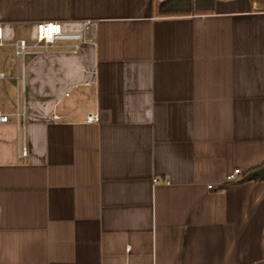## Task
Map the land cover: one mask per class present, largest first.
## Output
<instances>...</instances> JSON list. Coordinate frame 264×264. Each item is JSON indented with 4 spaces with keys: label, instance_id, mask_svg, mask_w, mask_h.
Listing matches in <instances>:
<instances>
[{
    "label": "crops",
    "instance_id": "crops-1",
    "mask_svg": "<svg viewBox=\"0 0 264 264\" xmlns=\"http://www.w3.org/2000/svg\"><path fill=\"white\" fill-rule=\"evenodd\" d=\"M83 19L78 53L14 54ZM0 24V264L264 260V0H0Z\"/></svg>",
    "mask_w": 264,
    "mask_h": 264
},
{
    "label": "built area",
    "instance_id": "built-area-1",
    "mask_svg": "<svg viewBox=\"0 0 264 264\" xmlns=\"http://www.w3.org/2000/svg\"><path fill=\"white\" fill-rule=\"evenodd\" d=\"M98 29V22L93 19H83L82 28L80 30H66L59 21H37L35 25V36L33 40L21 38L14 41V54L22 61L30 54L38 53H78L85 42H95ZM4 44L3 25L0 24V47ZM5 77L3 71L0 70V79ZM85 122H98L100 115L93 111L86 112ZM16 116L20 117V113L16 112ZM9 115L1 108L0 101V124L9 120ZM26 148L20 152V155H26ZM243 170L234 168L232 172L226 175L228 182H235L242 176ZM208 186H211L209 184ZM170 264V263H166Z\"/></svg>",
    "mask_w": 264,
    "mask_h": 264
},
{
    "label": "water",
    "instance_id": "water-1",
    "mask_svg": "<svg viewBox=\"0 0 264 264\" xmlns=\"http://www.w3.org/2000/svg\"><path fill=\"white\" fill-rule=\"evenodd\" d=\"M255 176L264 179V165L261 166V167H258V168H256V169H254V171L249 172V173L245 176V178H246V179H252V178H255Z\"/></svg>",
    "mask_w": 264,
    "mask_h": 264
},
{
    "label": "trees",
    "instance_id": "trees-1",
    "mask_svg": "<svg viewBox=\"0 0 264 264\" xmlns=\"http://www.w3.org/2000/svg\"><path fill=\"white\" fill-rule=\"evenodd\" d=\"M241 179H244V177H242ZM238 181V180H237ZM250 264H264V260L262 261H257V263H250Z\"/></svg>",
    "mask_w": 264,
    "mask_h": 264
}]
</instances>
